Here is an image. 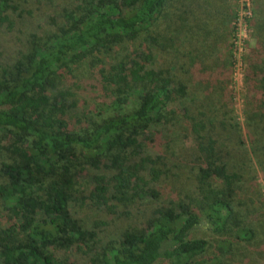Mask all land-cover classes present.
Listing matches in <instances>:
<instances>
[{
  "label": "trees",
  "instance_id": "1",
  "mask_svg": "<svg viewBox=\"0 0 264 264\" xmlns=\"http://www.w3.org/2000/svg\"><path fill=\"white\" fill-rule=\"evenodd\" d=\"M29 1L0 0V28L31 16ZM233 2L61 0L50 15L57 26L32 33L0 67V152L9 154L0 161V264H69L58 252L74 248L92 264H223L209 262L208 239L192 237L201 225L252 245V218L264 214L254 175L255 163L264 169V0H255V43L245 56L246 133L234 116ZM130 43L131 53L106 66L101 54ZM90 59L103 99L77 129L67 118L74 93L64 84ZM182 135L191 145L176 162ZM167 152L172 169L196 172L185 199L105 243L73 216L86 170L92 206L160 198L155 183L168 171L157 165L167 167Z\"/></svg>",
  "mask_w": 264,
  "mask_h": 264
},
{
  "label": "rangeland",
  "instance_id": "2",
  "mask_svg": "<svg viewBox=\"0 0 264 264\" xmlns=\"http://www.w3.org/2000/svg\"><path fill=\"white\" fill-rule=\"evenodd\" d=\"M61 0H55L53 3L46 0L43 3H39V0H30L24 9L32 10L33 14L30 16L25 13L23 17H16V26L13 30H8L7 28H0V67L2 65L13 62L19 55L22 48L26 49V43L29 40V37L32 33L43 34L46 31L54 28L57 25H53L50 15L56 14L57 6ZM72 1V0H70ZM239 0H234L232 7L234 12H237V6ZM55 2V3H54ZM56 4V5H55ZM255 5V0H254ZM239 10V9H238ZM253 16L249 20L250 26L246 28L245 24L239 27L237 45L239 51L235 50L236 62L238 58V64L236 69V76L233 82L234 88L236 90V98L234 103V116L236 121L239 122L244 133H246L245 125V106H246V95H247V86L245 83V66H244V55L247 51H241L240 48L244 46H252L255 43L253 38L254 27L252 24ZM56 16V15H54ZM56 21H60L59 18ZM230 43V42H229ZM134 48L133 44H129V49L117 48L113 54H101L108 66L110 63L117 60V58L123 57L131 53ZM92 59L85 61L83 64L77 66V72L74 73L64 84L71 92L74 93V97L70 99L72 108H70L67 118L72 127L77 129L83 126L81 120L84 119V115H88L89 109L94 101L100 102L103 99V91L100 83L99 67L93 65ZM160 62H163V59L160 58ZM243 62V64H242ZM92 84V85H91ZM184 136L182 135L180 142L175 144V149L177 154L174 157V161H178L179 158L185 160L186 158L179 155L180 152L188 145H191V141L188 140L185 145L183 142ZM168 158L166 165H157L158 168H167V173H164L160 180L155 183L156 186L161 190L160 198L153 199L147 197L136 201L134 204L129 206L123 205L122 203H117L112 201L111 204H116L114 210H111L107 207H95L92 206L89 202L85 201V196L88 195L90 188L93 186V178L88 170L85 173L78 177V183L75 187V192L73 195L72 202V214L73 216L81 221H84L88 224L89 227H95L98 229L100 234V241L105 243L109 240H113L122 235V233L129 227H142L147 223V217L150 216L152 211L158 206H171L181 200L185 199L188 193H192L196 186V178L193 171L190 168L185 169L184 171L179 170V168L172 169V162H169L168 159H172L170 152H167ZM9 160V154H4L0 152V161ZM255 162V159H253ZM256 170L254 175L258 177L259 183L261 185L262 198L264 200V169L262 170L260 166L255 163ZM170 168V170L168 169ZM154 183V182H151ZM189 203V202H188ZM1 208V204H0ZM264 213V209H263ZM253 219V225L258 227L264 222V214L256 215ZM192 237H204L209 240V247L207 250L206 256L209 259V262H212L214 258L220 261L223 260L225 264L226 259V250L230 251L231 246H228L233 242V251L241 250V244H235L237 239H235L234 232L225 233L223 235L213 233L207 228V226H200L192 232ZM235 240V241H234ZM225 243L228 245L225 246ZM243 245V244H242ZM247 245H244V250H247ZM58 255L64 261L69 264H92L88 258V255L82 250L74 248L72 250L59 251ZM215 260V259H214ZM157 264H171L169 261H161Z\"/></svg>",
  "mask_w": 264,
  "mask_h": 264
},
{
  "label": "crops",
  "instance_id": "3",
  "mask_svg": "<svg viewBox=\"0 0 264 264\" xmlns=\"http://www.w3.org/2000/svg\"><path fill=\"white\" fill-rule=\"evenodd\" d=\"M256 238H254L252 245H248L244 240H237L235 244H241L242 249L226 252L225 264H264V222L255 228ZM243 244V245H242ZM228 243H225V246ZM244 245H247V250H244Z\"/></svg>",
  "mask_w": 264,
  "mask_h": 264
},
{
  "label": "built area",
  "instance_id": "4",
  "mask_svg": "<svg viewBox=\"0 0 264 264\" xmlns=\"http://www.w3.org/2000/svg\"><path fill=\"white\" fill-rule=\"evenodd\" d=\"M238 8H237V18L235 20L234 24V32H233V37L231 40V43L233 45V53H234V61H235V71H234V79H235V74H236V69L237 66L239 67L238 64V58H237V62H236V56H235V50L239 51V47L237 45V38H238V32H239V27L243 24H245L246 28H249L250 26V22L249 20L251 19V17L253 16V8H254V0H239L238 1ZM239 9V10H238ZM243 47L240 48L241 51H247L245 53L244 56H246V54L249 51V47L248 46H244V44H242ZM243 64V62H242ZM244 66H245V57H244ZM238 70V69H237Z\"/></svg>",
  "mask_w": 264,
  "mask_h": 264
}]
</instances>
